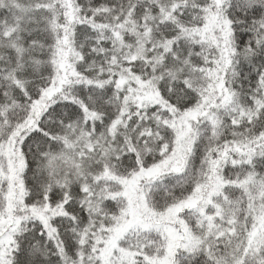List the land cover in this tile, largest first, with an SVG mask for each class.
<instances>
[{
    "label": "snow or ice",
    "instance_id": "obj_1",
    "mask_svg": "<svg viewBox=\"0 0 264 264\" xmlns=\"http://www.w3.org/2000/svg\"><path fill=\"white\" fill-rule=\"evenodd\" d=\"M0 264H264V0H0Z\"/></svg>",
    "mask_w": 264,
    "mask_h": 264
}]
</instances>
